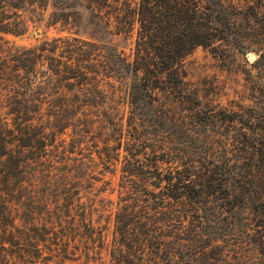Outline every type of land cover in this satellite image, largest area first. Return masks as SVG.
<instances>
[{
    "label": "trees",
    "instance_id": "obj_1",
    "mask_svg": "<svg viewBox=\"0 0 264 264\" xmlns=\"http://www.w3.org/2000/svg\"><path fill=\"white\" fill-rule=\"evenodd\" d=\"M48 1L0 0V264L87 259L96 230L82 192L99 180L88 127L122 132L105 87L126 80L110 264H264V0H50L48 27L75 26L79 6L112 37L136 27L130 56L72 34L15 43L22 11ZM252 38V104L204 101L185 57L246 53Z\"/></svg>",
    "mask_w": 264,
    "mask_h": 264
},
{
    "label": "rangeland",
    "instance_id": "obj_2",
    "mask_svg": "<svg viewBox=\"0 0 264 264\" xmlns=\"http://www.w3.org/2000/svg\"><path fill=\"white\" fill-rule=\"evenodd\" d=\"M137 2L138 0H132ZM236 1V0H234ZM54 10L51 1L42 9L30 8L22 11L26 20L27 30L25 34L11 37L17 44H36L42 39L56 35L79 36L84 39L97 40L102 43H112L125 55L130 56L134 48L136 38V27L132 34L114 36L104 33L99 26L93 24L89 19V12L83 7H76L78 12L77 24L68 25L67 29L61 31L59 25L48 27L46 21L49 14ZM250 43L246 53L237 52L229 46L219 45L217 51L203 46L195 47L188 54L183 67L186 71V80L192 88L198 90L204 101H209L216 107L238 109L240 105L252 104L250 90L245 87V77L248 73L259 75V68L252 65L257 57L255 50L260 45ZM253 55L254 57H250ZM129 80L116 83L114 86H106L113 105L116 107L115 119L122 132H115L116 138H110V126H104L101 121H92L88 127L87 140L92 146L95 157V169L97 178L82 192L83 199L87 203V210L95 227V243L89 251L88 257L84 255L71 264H110V244L115 227V216L119 202V182L121 174V163L123 158V147L116 149L121 139L125 138L126 118L129 110ZM110 139L108 142L105 139ZM110 145L108 148L106 146ZM118 152L120 154L118 155ZM104 157V160L99 158ZM84 263V264H85Z\"/></svg>",
    "mask_w": 264,
    "mask_h": 264
},
{
    "label": "water",
    "instance_id": "obj_3",
    "mask_svg": "<svg viewBox=\"0 0 264 264\" xmlns=\"http://www.w3.org/2000/svg\"><path fill=\"white\" fill-rule=\"evenodd\" d=\"M250 57H254L253 55H251Z\"/></svg>",
    "mask_w": 264,
    "mask_h": 264
}]
</instances>
